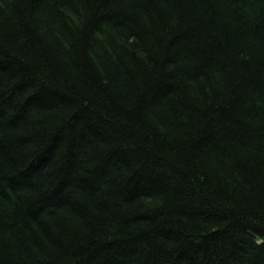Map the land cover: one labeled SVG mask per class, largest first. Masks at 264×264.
<instances>
[{
	"label": "trees",
	"instance_id": "obj_1",
	"mask_svg": "<svg viewBox=\"0 0 264 264\" xmlns=\"http://www.w3.org/2000/svg\"><path fill=\"white\" fill-rule=\"evenodd\" d=\"M0 264H264V0H0Z\"/></svg>",
	"mask_w": 264,
	"mask_h": 264
}]
</instances>
